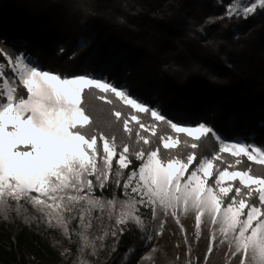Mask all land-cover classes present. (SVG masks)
Segmentation results:
<instances>
[{
    "label": "snow or ice",
    "instance_id": "6c2138e0",
    "mask_svg": "<svg viewBox=\"0 0 264 264\" xmlns=\"http://www.w3.org/2000/svg\"><path fill=\"white\" fill-rule=\"evenodd\" d=\"M223 6L229 17L264 14V0H237ZM84 47L85 42L78 44V49ZM59 51L63 54L64 49ZM76 55L74 51L68 59ZM0 57L4 58L0 61L3 218L10 209L19 214L24 202L71 239L68 225L78 217L80 253L83 256L90 249L96 256L98 241L104 247L106 238H118L129 224L144 231L146 220H157L160 210L178 224L181 215L192 214L197 238L202 223L207 221L210 227L207 255L219 238L220 245H228L230 257H239V264H264V174H256L252 167L264 166V145L227 140L203 121L188 125L179 111L169 118L116 85L104 69L93 71L91 57L71 74L42 69L26 54L14 56L3 47ZM85 97L124 106L125 111L110 110V116L135 145L131 150L129 143L117 144L116 135H106L93 124ZM103 123L112 127L110 120ZM202 139H210L215 148L198 158ZM178 148L181 151L175 152ZM225 153L233 159L226 161ZM133 159L139 162L136 167H130ZM246 162L251 163L244 167ZM110 184L120 189L124 199L95 195ZM96 211L99 215L94 217ZM105 217L113 223L105 225ZM93 220L101 235L91 233ZM165 222L160 221L159 234ZM79 264L92 262L81 259Z\"/></svg>",
    "mask_w": 264,
    "mask_h": 264
},
{
    "label": "trees",
    "instance_id": "16d2710c",
    "mask_svg": "<svg viewBox=\"0 0 264 264\" xmlns=\"http://www.w3.org/2000/svg\"><path fill=\"white\" fill-rule=\"evenodd\" d=\"M233 1L0 0V47L14 56L33 57L42 69L61 74L78 73L85 58L91 57L93 71L104 69L116 85L169 118L179 111L186 124L203 121L228 140L264 145V14L229 17L223 5ZM82 41L85 47L78 49ZM74 51L76 58L69 60ZM84 106L94 125L106 135H116L117 144L129 143L130 150L135 146L110 116V110L125 111L124 106L88 97ZM105 120L112 121L111 128L104 127ZM213 148L210 139H202L198 158L210 155ZM223 156L233 159L227 153ZM138 163L133 159L130 167ZM252 167L256 174H264V166ZM124 172L126 176L128 170ZM95 195L124 199L111 184ZM21 203L19 214L11 209L7 219L0 214V264H71L80 254L78 219L69 225V239L35 208ZM10 204L15 208L14 201ZM104 223L113 222L105 217ZM146 223L144 231L129 224L118 238H106L104 247L98 241L94 264H136L157 230L155 221ZM92 229L102 234L95 220Z\"/></svg>",
    "mask_w": 264,
    "mask_h": 264
},
{
    "label": "rangeland",
    "instance_id": "374dc122",
    "mask_svg": "<svg viewBox=\"0 0 264 264\" xmlns=\"http://www.w3.org/2000/svg\"><path fill=\"white\" fill-rule=\"evenodd\" d=\"M236 2L237 0L233 1L232 3H236ZM27 57L32 59L34 62H36V59H34L33 57H30V56H27ZM5 68H7V65H5ZM188 125H191V124H188ZM195 125L196 124L192 126H195ZM230 141H244V140L242 138H235ZM77 219L78 220H77L76 233L77 231H79V218L77 217ZM160 221H166L163 226L162 234H159L160 233ZM155 222H156L157 230L152 237L153 243L149 249L144 251V253L139 258L136 264H151L153 257L156 255L157 251L161 248H164L168 240L174 243V245L177 246L178 248L177 261L179 262V264H190V262L191 264H219V262H221L224 258H227L228 255H230L228 245L227 244L220 245L219 238L216 244L213 245L212 254L210 256L207 255V247L209 245L210 238H211L210 227L207 221L202 223L201 234L199 238H197L196 228H195V218L192 214H189L187 216L181 215L180 223L178 224L175 218H173L170 215L165 217L163 211L160 210L158 212V218L157 220H155ZM69 225L68 227L71 233V228ZM181 225H183L184 231L181 230ZM92 230H91V233H92ZM185 236L187 237L186 240H185ZM81 243L82 241L80 240V246H81ZM189 246L191 247L190 252H189ZM224 247H226V250H221ZM190 256L191 258H189ZM128 258L129 256H127V259ZM81 259H87L88 261L92 262V264H94L96 257L91 255V250L89 249L87 252L83 254V256L80 253L78 257L71 264H79V261ZM233 259L234 260L232 264H239V257H233ZM33 264H35V262H33Z\"/></svg>",
    "mask_w": 264,
    "mask_h": 264
},
{
    "label": "bare ground",
    "instance_id": "6f19581e",
    "mask_svg": "<svg viewBox=\"0 0 264 264\" xmlns=\"http://www.w3.org/2000/svg\"><path fill=\"white\" fill-rule=\"evenodd\" d=\"M221 250H226V247L222 248ZM177 251V246H175L174 243L168 240L164 248H161L157 251L156 255L153 257L151 264H179V262L177 261ZM229 260H231L232 264L234 259L233 257H230V255H228V257L224 258L221 262H219V264H229Z\"/></svg>",
    "mask_w": 264,
    "mask_h": 264
}]
</instances>
